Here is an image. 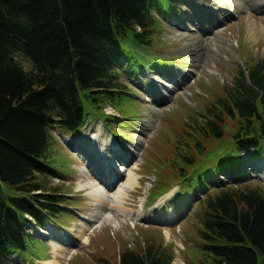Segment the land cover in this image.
<instances>
[{
	"label": "trees",
	"instance_id": "1",
	"mask_svg": "<svg viewBox=\"0 0 264 264\" xmlns=\"http://www.w3.org/2000/svg\"><path fill=\"white\" fill-rule=\"evenodd\" d=\"M169 1L0 0V264H17L34 237L29 230L65 209L62 194L41 179L55 174L51 129L77 136L89 116L119 98L121 63L134 48L151 47L157 6ZM224 88L194 129L203 140H221L222 115L238 117L231 142L199 163L180 156L191 166L178 177L182 194H199L203 205L201 259L187 264H264V190L250 185V171L264 168V61L239 69ZM201 144L194 143L199 157ZM172 261L148 245L141 254L123 251L115 264Z\"/></svg>",
	"mask_w": 264,
	"mask_h": 264
},
{
	"label": "rangeland",
	"instance_id": "2",
	"mask_svg": "<svg viewBox=\"0 0 264 264\" xmlns=\"http://www.w3.org/2000/svg\"><path fill=\"white\" fill-rule=\"evenodd\" d=\"M238 1L245 9L236 14L223 0L161 3L157 6L160 20L151 35V47L134 48L129 64L121 63L119 98L94 112L95 118L89 116L86 128L77 136L51 129L50 155L55 174L41 179L45 190L62 194L66 208L53 216L44 230L31 231L34 237L27 240L24 251L18 252L17 264H40L53 257L59 264H99L101 260L115 264L123 251L141 254L148 245L171 254L172 264L201 259L197 233L203 205L196 194L183 199L177 196L183 190L178 177L191 169L180 156H192L199 163L231 142L240 125L238 117L222 115L221 140L201 139L194 129L195 121L202 122L207 109H213L212 105L224 98V86L231 83L239 69L264 61V7L256 6L264 5V0ZM250 23L256 25L253 38L247 32ZM17 61L26 71L31 69L20 56ZM171 78L177 79L178 85H173ZM96 127L106 142L126 154H135L124 164L125 171L111 186V193L130 172L137 174L140 184L125 204L134 212L117 216L116 220L113 217L102 231L97 223L88 225L93 232L84 246L68 234L75 224H88L83 217L88 218L94 208L82 195L84 191H75L77 182L89 179L100 186L93 171L86 170L90 162L85 159L88 138ZM197 139L202 142L205 156H198L194 146ZM82 167L84 177L78 171ZM250 185L264 190V181L253 180ZM47 229L52 236L56 232L61 235L54 238L40 232Z\"/></svg>",
	"mask_w": 264,
	"mask_h": 264
},
{
	"label": "bare ground",
	"instance_id": "3",
	"mask_svg": "<svg viewBox=\"0 0 264 264\" xmlns=\"http://www.w3.org/2000/svg\"><path fill=\"white\" fill-rule=\"evenodd\" d=\"M223 1H226L227 5L229 6V11L234 14L239 13L241 10L245 9V5L240 3L238 0ZM246 1L250 2L251 0ZM256 6L264 7V5ZM255 29L256 25L254 23H250L247 25V32L250 38H253ZM170 82L176 86L178 85L179 81L175 78H171ZM74 145L77 146V144ZM107 147L109 149H107ZM132 157H135V154L133 152H130V154H126L125 150L116 148V146H113L111 142H106V139L103 137L101 129L99 128H97L96 132H94V134L88 138V146L85 152V159H88L90 163H88V167L86 168V170L93 171V175H95L96 179L100 180V186L93 185V181L89 179L84 182H77L75 191H84L82 195L86 197V199L94 208L88 214V218L83 217V219H87L86 221L88 222V224L79 222L73 227L72 233L68 234V236H71L73 240L79 241L85 246L89 243L88 234L93 232V228L89 230L88 225L97 223V226L100 229L99 231H102L103 226L108 225L113 217L114 220H116V218H118L117 216H123L124 214H130L134 212L128 209L125 204L128 197L131 196V192L135 191V189L138 188L140 184L135 172H130L129 174H127V178L122 181V184L118 187V189L114 193H111V186L115 181L119 180V177L121 175L120 172L125 171L124 164L127 163ZM118 162H122V164H117ZM84 169V167L78 168L80 177L85 176ZM107 211L109 212L107 213ZM136 213L139 217L140 212L137 211ZM106 214H108L109 216H107ZM111 226L116 228L115 225ZM106 228L107 226L104 227V229ZM40 232L46 236H52V233L49 229H47V231ZM56 233L54 234L55 236L52 237L55 238L56 236L58 237L61 235ZM62 240L66 241L64 237ZM52 246L54 248H57V244L55 242H52ZM40 264L59 263L56 261V258L53 257L52 259L41 262Z\"/></svg>",
	"mask_w": 264,
	"mask_h": 264
}]
</instances>
